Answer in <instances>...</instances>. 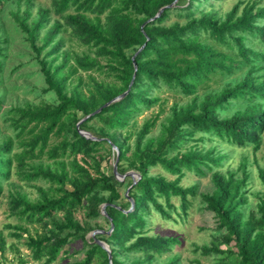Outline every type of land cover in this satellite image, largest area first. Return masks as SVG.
<instances>
[{
    "label": "trees",
    "instance_id": "16d2710c",
    "mask_svg": "<svg viewBox=\"0 0 264 264\" xmlns=\"http://www.w3.org/2000/svg\"><path fill=\"white\" fill-rule=\"evenodd\" d=\"M13 28L24 42L17 53L26 51L37 64L41 93H52L3 108L8 90L0 77L1 126L11 128L10 134L0 129V206L7 201L14 214L44 228L25 240L33 260L51 264L81 240V256L66 264H182L172 253L180 235L149 234V220L153 211L184 219L199 196L213 232L210 244H193L194 252L213 264H264V189L253 193L257 201L246 211L247 153L237 167L224 166L232 147L255 152L263 140L262 0H237L224 13L208 0H50V6L0 0V74ZM217 77L227 79L212 89ZM131 81L124 96L102 106ZM163 87L189 97L173 102L151 135ZM155 105L159 111L138 124V115ZM117 152L116 173L135 171V183L129 175L119 180L113 164L108 169ZM158 166L174 177L151 171ZM187 171L207 176V188L200 190L197 180L183 186ZM12 175L45 185L31 199ZM259 177L264 184V167ZM4 227L22 237L23 226ZM6 249L0 229V261ZM27 262L17 257V264Z\"/></svg>",
    "mask_w": 264,
    "mask_h": 264
},
{
    "label": "rangeland",
    "instance_id": "374dc122",
    "mask_svg": "<svg viewBox=\"0 0 264 264\" xmlns=\"http://www.w3.org/2000/svg\"><path fill=\"white\" fill-rule=\"evenodd\" d=\"M45 6H50V0H37ZM209 2L213 3L214 8L219 11V13H224L237 0H208ZM264 3V0H262ZM57 17V15H52ZM8 19V18H7ZM6 21V20H5ZM12 36L15 37V40L12 41L9 47V57L4 61L3 71L0 74V77L3 79L2 85H6L8 90L6 94V101L4 103V107H8L10 104L14 103H23L26 100L38 102L41 98H49L52 93H45L44 95L41 93V88L43 87L44 83L42 80L41 75L37 72V64L31 58V56L24 51L22 55L18 54V50L23 49L22 39L18 35V32L13 28ZM69 44H74V41L69 40ZM24 43V42H23ZM75 49L79 47H75ZM26 52V53H25ZM21 65L13 71V66ZM264 71V70H263ZM227 78L224 77H217L212 81H209V84L212 89H219L224 85V82ZM201 90V89H200ZM42 94V95H41ZM157 94L163 100V111L158 116L156 121V125L154 126L151 135H157L160 130V121L164 118L165 111L170 107L173 102L178 103H185L188 100L189 96H185L182 93L174 92L172 90H167L166 87H163L162 90L158 91ZM53 100V97L51 98ZM160 105H155L153 108L149 110L143 111L140 115H138L137 120L138 124H141L144 118L154 116L159 111ZM4 121L0 115V129L2 132L11 133V128L5 123L4 126H1ZM208 145V143H206ZM115 149V148H114ZM16 150V147L14 148ZM242 152L247 153L248 156V164L247 169L250 172L249 184H248V199H249V206L246 208V211H249L250 208H254L256 203V195L253 193L264 189V184L259 177V167H264V132H263V140L260 147L253 152L251 147H248L244 150L232 147L230 149V153L228 158L224 162V166L230 167H237V164L240 160V155ZM45 159V156H44ZM105 164H107L104 160L101 162L103 170H105ZM114 164V161L111 159L109 164H107L108 169ZM153 172H161L165 174L168 178H173L174 176L166 173L163 171L159 166L154 167L151 169ZM131 172V171H130ZM135 172V171H132ZM137 175L134 174L133 178H136ZM119 180H122L120 175H117ZM12 180L18 182L21 185V189L25 191L31 199H34L38 196V191L36 189L37 186L45 185V183L41 180L33 181L36 184V187L32 186L29 183H25L24 181H19L18 177L12 175ZM199 181L200 190H205L208 184V177L207 176H196L194 172L187 171L185 176L182 177L180 183L183 186H188L193 183V181ZM120 192L123 193L124 189L121 188ZM171 202L178 206L179 199L178 197H172ZM82 212V210H80ZM80 214V212H79ZM173 217L176 218V221L171 219H163L157 212L153 211L151 213V217L149 220V234L152 233H161V234H178L182 239V244L174 248L172 253H178L180 255V260L182 264H196L193 261V258L198 257L202 264H213V259L211 256L204 257L200 255L198 252H194V245L193 244H210L212 240V232H213V218L210 213L200 209V197L196 196L193 200V205L189 209V214L184 219H177L174 212H172ZM94 221V219L92 220ZM100 223H102L101 218H98ZM5 223H11L13 225H20L23 226L20 233L22 237L20 239H16L14 236L9 235L10 231H13V228H6L4 227ZM0 229L3 230V234L5 236L7 242V249L5 252L6 260L0 261V264H17V257L19 255L23 256L28 262L27 264H39L38 261L32 259L30 255V251L25 245V240L27 239L28 235L36 236V231L41 233L44 231L42 225L38 222H29L26 219H21L18 215L14 214L9 209V205L7 201H3L0 206ZM97 231H92L87 235L92 236ZM14 245V249L11 248L10 245ZM81 240H76L70 243L68 249L71 253L69 256L65 258H58L57 260L53 261L51 264H66L72 259L73 257L79 258L81 253L79 250L82 248ZM224 248V245H222ZM171 253V254H172ZM170 255V254H169ZM168 254H163L159 256V260H165ZM1 259V258H0Z\"/></svg>",
    "mask_w": 264,
    "mask_h": 264
},
{
    "label": "water",
    "instance_id": "95a60500",
    "mask_svg": "<svg viewBox=\"0 0 264 264\" xmlns=\"http://www.w3.org/2000/svg\"><path fill=\"white\" fill-rule=\"evenodd\" d=\"M160 10H162V9H160ZM158 14H159V12H158ZM142 47H143V46H142ZM142 47H140V49H141ZM131 83H132V81L130 82L129 87H128V89H127L125 92H123L121 95H119V96L113 98L112 100H110V101L104 103L102 106H106V105H108L109 103H111L112 101L117 100V99H119L120 97L124 96V95L128 92ZM101 108H102V107H98L97 109H95L94 111H92L91 113H89L88 115L84 116L79 122H81V121L85 120L86 118H88V117H90V116L96 114L97 112H99V111L101 110ZM79 122H78V123H79ZM80 133L83 134V135H85L86 137H88V133L86 134V133L81 132V131H80ZM115 149H116V148H115ZM116 154H117V155H116L117 157H116L115 162H114V164H113V170H114V173H115L116 176H117V175H119V174L116 173V166H117V160H118V152H117ZM134 174H136V175H137V178H139V174L136 173V172H132V171H131V172L128 171V172H126L125 174H122V175H120V176H121L122 179H123L126 175H129V176H131V178L133 179V183H135L136 180H135V178H133V175H134ZM127 191H128V189H127ZM131 201H133V200H131ZM131 203L133 204V202H131ZM112 227H113V225H111V228H112ZM97 242H98L99 244H101L106 250L109 251V249L107 248V246H106L103 242H100L99 240H97ZM109 258H110V254H109Z\"/></svg>",
    "mask_w": 264,
    "mask_h": 264
}]
</instances>
